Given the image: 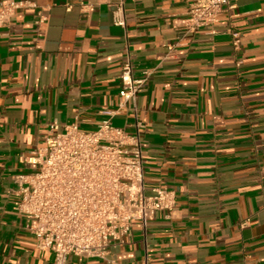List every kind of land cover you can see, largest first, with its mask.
I'll return each instance as SVG.
<instances>
[{
  "label": "crops",
  "instance_id": "1",
  "mask_svg": "<svg viewBox=\"0 0 264 264\" xmlns=\"http://www.w3.org/2000/svg\"><path fill=\"white\" fill-rule=\"evenodd\" d=\"M19 1L0 33V264H53L25 230L15 178L50 124L92 132L110 119L127 61L144 80L137 118L129 109L112 123H139L146 193L174 191L177 204L134 223L106 259L66 264H264V0H229L216 35L189 31L187 0Z\"/></svg>",
  "mask_w": 264,
  "mask_h": 264
},
{
  "label": "built area",
  "instance_id": "2",
  "mask_svg": "<svg viewBox=\"0 0 264 264\" xmlns=\"http://www.w3.org/2000/svg\"><path fill=\"white\" fill-rule=\"evenodd\" d=\"M190 3L189 31L215 26L225 11L233 9L229 0H187ZM23 4L5 0L0 9V33L10 28ZM122 10V5L117 13ZM232 16L231 19H235ZM41 16L38 24L45 21ZM116 24L124 26L123 19ZM240 66L243 50L241 32L232 24L225 32ZM120 78L124 84L121 99L110 119L92 132L77 123L61 127L49 125L46 144L29 153V171L18 175V212L25 230L35 239L37 250H50L53 264H66L71 256L106 259L114 244H126L134 223L146 227L158 213L171 214L176 207L174 191L154 187L146 193L144 149L140 125L134 130L118 128L112 119L127 114L137 118V97L144 80H134L130 62H125Z\"/></svg>",
  "mask_w": 264,
  "mask_h": 264
}]
</instances>
